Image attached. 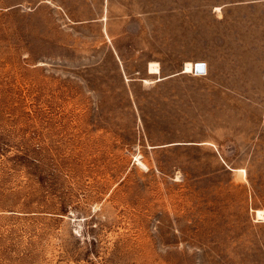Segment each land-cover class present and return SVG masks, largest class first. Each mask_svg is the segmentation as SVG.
<instances>
[{
	"label": "rangeland",
	"instance_id": "rangeland-1",
	"mask_svg": "<svg viewBox=\"0 0 264 264\" xmlns=\"http://www.w3.org/2000/svg\"><path fill=\"white\" fill-rule=\"evenodd\" d=\"M257 210L264 0H0V264H264Z\"/></svg>",
	"mask_w": 264,
	"mask_h": 264
},
{
	"label": "bare ground",
	"instance_id": "bare-ground-1",
	"mask_svg": "<svg viewBox=\"0 0 264 264\" xmlns=\"http://www.w3.org/2000/svg\"><path fill=\"white\" fill-rule=\"evenodd\" d=\"M204 63L202 65H199L198 67H203V71H195V67H196V63ZM195 63V61H187L185 62V65H184V72H195L196 74L197 73H204L206 71V64L205 62H200V61H197ZM205 66V68H204ZM149 71L150 72H154V73H158L160 72V68H159V65L158 63H154V62H151L150 65H149ZM257 217L258 219H264V212L262 210H257Z\"/></svg>",
	"mask_w": 264,
	"mask_h": 264
},
{
	"label": "water",
	"instance_id": "water-1",
	"mask_svg": "<svg viewBox=\"0 0 264 264\" xmlns=\"http://www.w3.org/2000/svg\"><path fill=\"white\" fill-rule=\"evenodd\" d=\"M202 64H204V63H196V67H195V71H203L204 69H203V67H198L199 65H202ZM204 68H205V66H204Z\"/></svg>",
	"mask_w": 264,
	"mask_h": 264
}]
</instances>
